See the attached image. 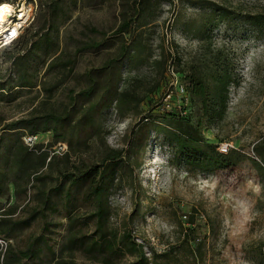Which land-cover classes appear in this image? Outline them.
<instances>
[{
    "label": "rangeland",
    "instance_id": "obj_1",
    "mask_svg": "<svg viewBox=\"0 0 264 264\" xmlns=\"http://www.w3.org/2000/svg\"><path fill=\"white\" fill-rule=\"evenodd\" d=\"M4 1L24 3L40 20L48 7L57 10L51 45L41 43L22 58L33 87L15 85L14 63L6 75L10 55L20 49L12 45L2 56L0 49V180L6 188L0 212L20 219L42 211L0 239L2 249L7 243L23 249L41 235L39 257L24 264H49L59 257L78 264H264V28L254 32L245 20L264 13V0ZM126 21L127 32L116 33ZM93 42L99 44L77 51ZM54 53L74 60L71 71L46 67ZM213 55H220L217 64L232 81L223 116L208 124L188 81L190 74H208ZM109 60L111 66L97 74ZM91 77L95 85L85 96ZM178 84L188 99L184 105ZM166 92L168 103L161 105ZM91 102L100 108L92 128L69 137L67 123L59 139L51 130L39 133L31 145L41 147L37 153L32 149L26 166L17 170L6 161L11 143L32 146L19 137L22 129L5 130V124L47 113L66 115L72 123ZM182 108L188 117H174ZM30 125L42 126L41 120ZM176 132L204 148L213 144L206 149L212 160L218 144L229 142L230 150L219 153L224 165L175 163L167 145ZM121 148L102 184L103 220L108 238L134 247L115 244L113 251L97 255L89 244L98 236L92 215L98 204L88 192L97 177L74 183L70 174L99 166ZM43 157L45 164L33 177L31 168ZM58 184L63 193L55 192Z\"/></svg>",
    "mask_w": 264,
    "mask_h": 264
},
{
    "label": "trees",
    "instance_id": "obj_2",
    "mask_svg": "<svg viewBox=\"0 0 264 264\" xmlns=\"http://www.w3.org/2000/svg\"><path fill=\"white\" fill-rule=\"evenodd\" d=\"M54 2H57V0H53ZM1 2V1H0ZM9 2V1H8ZM13 2V1H12ZM136 6L143 5L142 2L137 1ZM57 10V7L47 8V11L45 13V17L40 20L37 16L35 19V16L33 19L25 25L18 37L12 41L11 43L5 45L3 47V51L1 52L4 54V50L13 46H17L20 51L13 52L10 55V61L11 63L7 64V76H10L12 71V63H14L17 67V80H16V86L20 88H31L34 86V82L31 78V76L28 74V70L26 66L22 63V58L25 54H28L32 48L39 47L41 43H45L48 47L52 43V21L55 15V12ZM221 12V11H220ZM35 19V22H34ZM245 20L249 25L253 26L254 32H259L261 28H264V13H257V14H248V16L245 17ZM34 22V23H33ZM37 23V24H35ZM33 24V25H32ZM38 25V26H37ZM36 26V27H35ZM127 21L121 23L116 28V33H126L127 32ZM33 27V32H30L31 28ZM98 42L93 43H86L80 49H77V51L97 46ZM124 50H128V43L123 44ZM6 51V50H5ZM124 52V51H123ZM220 55H213L211 58V62L213 61V66L208 71V74H204L202 76H197L195 74H190L189 77V91L191 98L194 99L193 103L195 106H199L198 110L201 111V116L205 118L208 124L215 123L221 116H223L225 109H226V102L227 100V86L232 81L230 74L227 72V69L219 68V65L217 64V61L219 60ZM1 62V60H0ZM112 60H109L107 63H105V66L100 67L98 69V73H102L105 71L109 66L112 64ZM74 60L67 59V60H61V55L55 53L52 55L51 59L49 60L46 67L48 68H54L57 66L61 67H68V71H71L72 66L74 65ZM90 86L82 91V94L85 96L90 95L92 92L94 85H95V78H89ZM167 93V92H166ZM166 93L163 95V99L166 95ZM195 97H197L199 100H196ZM119 101L120 98H118ZM180 100L182 102V105L187 103V98L180 97ZM161 105H165L163 100L160 103ZM99 106L95 102H91L87 106H85L81 112V116L77 119L70 122V120L67 118L68 116H64L62 114H56V113H47L43 116H40L38 118H22L19 120L11 121L5 124L3 129L5 130H14V129H22V131L18 132L19 137L24 141V137L26 135H37L39 136V133L47 132L48 130H51L54 132L55 139H59L64 137L62 133L59 131L62 130L65 126V124L68 123V131L70 132L69 137H79L80 133L87 129L92 128L95 123L96 114L99 111ZM183 111V112H182ZM201 116L195 121L196 126L200 127L201 124ZM178 119H185L188 117L187 111L185 108H182L180 110V113L177 116H174ZM35 119L41 120L42 126H34L30 125ZM71 123V124H70ZM19 131V130H16ZM14 132V131H12ZM172 139L171 143H168L167 147L170 149L172 158L175 163H178L177 161L189 163L191 165H199L197 162L200 160L203 162L206 166L210 164H215L217 166L224 165L226 159L223 158L219 153H216V158L212 160V156L209 154V152L206 150L207 148L214 149L215 146L210 143H204L203 145L205 148L201 145L194 144L191 137L189 139H186L184 135H181L180 132L172 133ZM4 136L0 134V148L1 143L3 141ZM191 139V140H190ZM25 142V141H24ZM36 143V141L34 142ZM17 143H11L7 146V153H6V161L11 162L13 166H16V169L21 170L22 167L26 166L28 160L30 159L32 152L34 151L37 153L40 149V145L34 144L32 147L22 145V146H16ZM29 145V144H28ZM33 149V151H32ZM123 149L119 150H111V152L105 156V159L102 160L99 166H90L86 167L84 170H79L80 172L77 174H70V178L74 183H78L82 179H88L89 177H97L96 183L94 186L90 187L88 189L90 197H93L97 201V206L93 212V216L95 217V235H98L96 239H93V241L89 244L90 251L95 252L97 255L102 254L104 252L113 251V247L115 244H123V247L126 249H129L131 251L133 249L132 246L126 245L122 239L117 240L115 236L113 238H108V231L106 230V227L104 225V217L107 215V208L105 204L101 201L102 196V184L106 177L110 174V168H108L107 165L114 166L115 162L120 159L122 156ZM51 157L47 162H49ZM109 163V164H108ZM45 164V157L42 158L40 163L36 166H33L32 169V175L33 177L38 175V169L42 168ZM78 171V169H76ZM5 186L3 184V181L0 180V205H1V199L5 192ZM56 193H63L62 185L58 184L57 188H55ZM67 192L65 191L66 195ZM1 208V206H0ZM41 210H33L29 213L28 217L20 218V219H12L9 216H7L5 213L0 212V239L3 237L8 236L10 233H12L13 230L19 229L21 227L27 226L32 219H34L38 214H40ZM2 225V227H1ZM130 236L124 237V239H127ZM43 240V236L38 235L31 238V241L27 244V247H24L23 249H13L10 244H6L4 250L2 249V246L0 244V264H24L23 260H30L38 258L41 252L42 247L40 246L41 242ZM120 242V243H119ZM78 243L80 245L85 244L84 237H80L78 239ZM134 244V242H132ZM119 246V245H118ZM140 257V256H139ZM101 264L103 263V260H99ZM49 264H78L75 261L71 259H65L64 257H59L56 260H53Z\"/></svg>",
    "mask_w": 264,
    "mask_h": 264
},
{
    "label": "bare ground",
    "instance_id": "obj_3",
    "mask_svg": "<svg viewBox=\"0 0 264 264\" xmlns=\"http://www.w3.org/2000/svg\"><path fill=\"white\" fill-rule=\"evenodd\" d=\"M24 5L25 4L22 3L21 7L16 10V8L9 2H6L4 0L3 2H0V15L6 17V20L0 21V42L5 39V44H8L9 36H7V34L17 33L19 27L22 26L27 17H29V12L25 10ZM17 13L20 14L16 17Z\"/></svg>",
    "mask_w": 264,
    "mask_h": 264
},
{
    "label": "built area",
    "instance_id": "obj_4",
    "mask_svg": "<svg viewBox=\"0 0 264 264\" xmlns=\"http://www.w3.org/2000/svg\"><path fill=\"white\" fill-rule=\"evenodd\" d=\"M20 1V0H19ZM22 1V0H21ZM18 2V1H17ZM12 4V3H11ZM13 6H14V4H12ZM16 9H19L20 8V6H14ZM29 9V8H28ZM19 14L20 13H17L16 14V17L17 16H19ZM15 17V16H14ZM13 17V18H14ZM33 17H34V15H33V11H32V8H30V14H29V17H27V19L25 20V22L23 23V25L22 26H20L19 27V29H18V32L17 33H8L7 34V36H9L8 37V39H9V42H8V44L9 43H11L12 41H14L17 37H18V35L20 34V32H21V30H22V28L25 26V25H27L32 19H33ZM5 45H7V44H5V39H3L1 42H0V49L2 48V47H4ZM176 91H177V93L176 94H178L177 96H178V98L179 97H184V93H185V91H184V88H183V86L182 85H177L176 86ZM169 97H170V92L169 93H167L166 95H165V97H164V99H163V102L166 104V103H168V99H169ZM37 139H38V136L37 135H26L25 137H24V141L27 143V144H32V143H34L35 141H37ZM232 145L229 143V142H220L219 144H218V147H217V150L220 152V153H227L229 150H230V147H231Z\"/></svg>",
    "mask_w": 264,
    "mask_h": 264
},
{
    "label": "snow or ice",
    "instance_id": "obj_5",
    "mask_svg": "<svg viewBox=\"0 0 264 264\" xmlns=\"http://www.w3.org/2000/svg\"><path fill=\"white\" fill-rule=\"evenodd\" d=\"M5 7H7V6H5ZM4 20H6V17L3 15H0V21H4Z\"/></svg>",
    "mask_w": 264,
    "mask_h": 264
}]
</instances>
